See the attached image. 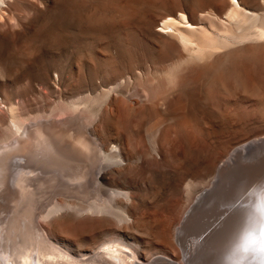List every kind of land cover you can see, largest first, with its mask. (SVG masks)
<instances>
[{"label": "rangeland", "instance_id": "1", "mask_svg": "<svg viewBox=\"0 0 264 264\" xmlns=\"http://www.w3.org/2000/svg\"><path fill=\"white\" fill-rule=\"evenodd\" d=\"M236 1L4 0V5L0 4V153L4 156L7 152L4 145L20 137L15 123L25 127L74 114L81 117L82 125L89 120L91 125H100L106 134L121 126L125 134L135 138L132 120L143 115L133 116L130 104L147 103L150 96L157 100L162 93L161 89H156L160 80L171 77L176 81L189 74L193 75L192 78L179 88L182 90H173L171 97L182 96V107L189 113L190 122L202 128L201 133L190 138L192 141L185 138L184 131H180L182 148L192 150L193 162L223 146L229 152L241 144L264 138V64L261 65L264 61V38L258 39L253 35L242 42H239L240 38L232 40L235 24L228 13L231 3L236 4ZM255 1L264 0H243L247 6H252ZM110 2L122 6L131 4L130 14L133 16L130 15L128 20L118 17L106 20L107 23L95 24L92 18L97 19L104 14L103 6ZM182 13L188 22L205 21L210 31L215 29L216 33L214 30L212 33L219 37L210 44L212 47H203L207 43H201L204 39L198 35L194 37L197 38V49L189 51L181 42L179 33H176L179 37L172 33L162 36L154 33L158 28L166 30L163 20H174L170 23L175 27L180 23L186 25ZM203 51L210 53L209 58H204L207 53L202 54ZM230 51L236 54L222 67V71L228 76L232 68L242 66L241 84L246 82L245 85L232 80L228 87H212L207 76L209 72L194 79L195 73L207 66L205 63L224 58ZM261 52L263 59L259 55ZM85 109L87 112L84 113ZM155 120L151 118L142 126L145 139L144 145L140 146L141 151L152 150L151 131L156 126ZM167 168L173 171L178 168L177 163H170ZM166 170L157 171V178L153 177L149 187L144 185L141 193L148 201L141 203L138 210H132L133 217L127 223L114 214H92L74 208H64L49 215L53 202L50 203L48 198L36 207L34 224L37 232L72 259L89 261L98 255L104 243L118 240V245L133 252L142 264H170L167 259L179 264H219L226 248H233L230 245L239 230L236 226L238 219L228 220L233 213L229 209L264 182V144L251 147L241 158H230L227 173L219 178L217 187L206 194L193 218L184 225V211L191 201H196L201 184L213 181V178L201 179L197 175L193 179L197 178L195 183L198 185L193 181L191 184L195 185H190L192 190L188 194L179 193L180 188L171 182V172ZM188 177L184 178L181 189L190 180ZM69 198L70 201L77 199ZM80 200L83 202L82 199L77 201ZM138 215L141 218L145 216L144 220L136 222ZM180 225L183 230L179 240L177 228ZM18 234L17 243L23 240L20 231ZM202 234L209 235L205 238V247L200 246L188 253V244L198 242ZM11 241L12 238H8V246Z\"/></svg>", "mask_w": 264, "mask_h": 264}, {"label": "bare ground", "instance_id": "2", "mask_svg": "<svg viewBox=\"0 0 264 264\" xmlns=\"http://www.w3.org/2000/svg\"><path fill=\"white\" fill-rule=\"evenodd\" d=\"M3 3L4 0L2 3L0 2L1 5ZM130 5H115V3L110 2L103 6L104 14L99 15L97 19L92 18L93 22L98 24V22H106V20H113L118 17L130 18V10H132L130 9ZM252 6H247L243 0H237L236 4L234 2L231 3L228 17L235 24L232 40L240 38V42L253 35L254 37L257 36L258 39L264 38V1H255ZM207 14H210V12ZM181 17L183 20H186V25L180 23L179 27H175L173 24L171 25L174 20L172 22L163 20V28L166 30L158 28L154 33L161 36L166 33H179L181 42L189 51L192 48L197 49L195 47L198 42L197 38L194 37L198 35L202 37L199 38L204 39L201 43H207L203 47H210V44L219 37L213 35L215 29H212L214 30L212 33V30L210 31L208 29L209 27L207 28L205 26V21L194 24L187 21L184 13H182ZM206 18L208 17L206 16ZM102 24L101 26H103ZM169 27L172 30H168ZM247 28L253 30H247ZM216 31H218L217 28ZM176 35L178 36V34ZM230 35L228 36L231 37ZM233 41L231 43L234 44ZM231 51L227 52L228 56L224 58H216L212 62L210 61L212 59H210L209 63H205L207 64L205 68L203 67V69L195 73L194 79L197 76L200 78L209 72L206 75L210 77L212 87L213 85L228 87L232 80L239 82L241 86L245 85V80V83L241 84V82L243 83L242 77L244 73L242 69L240 70L242 66L232 68L228 76L222 71V67L226 65L228 60L231 59L232 61V57L236 54V52ZM204 52L207 54L205 55ZM202 54H204V58L206 56L209 58L210 53L208 51H203ZM262 54V52L261 54L259 53L263 59L264 54ZM194 56L189 57L191 59ZM262 64H264L263 60ZM220 67L221 70L219 69ZM192 76V74L181 76L176 81L171 77L166 80H160L156 89H161L162 93L157 100H153L152 96H150L148 102L146 101L147 103L137 104V102L133 105L130 104V109L134 114L133 116H137L138 114L143 115L139 119L132 120V131L135 132V138L133 135L125 134L121 126L114 127L112 133L106 134L105 130L100 129V125H91L92 122L90 123L88 119V122L82 125L80 123L81 117L77 118L75 114L64 119L61 117L62 119L57 118L52 121H38L27 124L25 127H21V125L19 126V124L15 123V126L20 132V137H16L14 141L4 145V148L7 150L4 156L0 153V212L3 214L1 215L0 213V257L3 258L2 264H25L26 261H29L30 264H113V260L109 259V254L102 251L104 248L116 249L118 255L115 258L120 260L122 264H142L138 262L137 256L133 252H128V249L125 250V248L123 249L122 246L118 245V240L104 243L98 255L89 261L86 259L68 258L69 256L66 257V254L63 255L59 249L57 250L46 238L37 232V227L34 224V217L37 216L36 207L40 204V201L49 198L50 203L53 202L49 215L61 211L64 208L66 210L67 208H74L92 214H114L127 223L132 219V210H138V206L141 203L145 200L146 202L148 201L144 199L143 196L145 195L141 193L144 190V185L149 187L150 183L152 184L153 177H156L155 174L157 171L168 170L167 166L170 163H177L178 168H175L173 171H168L172 175L171 179L173 180L171 182L173 181L176 188H180V190L178 189L179 193L183 191L188 194L190 189L192 190L190 185L197 181V178H195L196 181L193 179L197 175L202 177L201 179L213 178V181L209 180L208 183L201 184V189H199L200 193L196 197V201L194 203V200L191 201L190 205L184 211L182 216L183 225L190 221L200 204L204 202L206 194L213 191L219 184V178L227 173L230 158H241L242 154L251 147H258L264 144V138H259L237 146L236 149L230 150L231 153L227 151V147L223 146L214 151V153L210 152V154L203 156L199 161L194 159L195 161L193 162L192 159L194 157H191L192 150L190 151V148H182L184 146L181 145L180 131H184L185 138L190 140L191 137L193 138L196 134L201 133L202 128L190 122L189 113L183 110L184 108L182 107V96H177L176 99L174 98L175 100L171 97L172 93H174L173 90L181 88L185 81L191 79ZM83 111L85 113L86 109ZM114 115L115 113L112 116ZM151 118H156L157 120L156 126L151 131L152 150L144 149L141 151L140 146L144 145L145 139L142 126ZM152 120L154 121V119ZM64 123H67V125ZM164 165L166 166L162 168ZM194 167L196 168L194 169ZM108 175H112L111 178H108ZM214 176L217 177L216 180H214ZM187 177L193 180L186 179L187 184L181 189L184 178ZM193 181L194 183L191 184ZM261 186H264V182L256 187L254 191H251V195L248 194L246 198L233 206L234 208L229 209L230 211L233 210L234 214H230L228 220L238 219L239 224L237 223V228L240 229L242 218L245 221L247 218L249 209H246L244 205L248 204L249 201L255 204L259 201L260 195H264V192H261ZM150 188L152 189V187ZM153 189L156 188L154 187ZM64 196H68V199ZM69 196L71 198L76 197L77 199H71L72 201H70ZM78 199H82L83 202L81 200L77 201ZM148 212L151 213L150 211ZM143 217L141 218L138 215L136 222H140ZM182 230L183 226L180 225L177 228L178 238ZM19 231L21 232L23 240L17 243L16 240L19 237ZM201 236L202 238L198 242L188 244V253L199 249L200 246L205 247V238L209 235L202 234ZM8 238H12L9 246L7 244ZM232 241L236 242L237 237ZM234 242L230 246L233 247ZM13 249L17 252L15 255L13 254ZM231 251L232 248H226L224 255L220 258L219 264H224V262L225 264H230L228 257ZM218 253L217 255H219ZM50 257L51 259H49ZM157 259H161V257ZM252 259V254H249V261H252ZM166 261L170 264H179L172 259H167ZM249 261H246L245 264H249ZM148 262L151 263V261ZM254 264H259V261L256 260Z\"/></svg>", "mask_w": 264, "mask_h": 264}, {"label": "snow or ice", "instance_id": "3", "mask_svg": "<svg viewBox=\"0 0 264 264\" xmlns=\"http://www.w3.org/2000/svg\"><path fill=\"white\" fill-rule=\"evenodd\" d=\"M261 192H264V186H261ZM244 207L249 209L247 218L246 221L243 218L241 220L237 241L233 244L228 260L230 264H245L249 261V254H252L253 259L249 261V264H254L256 260L259 264H264V195H260L257 203L253 204L249 201ZM102 251L109 254V259L113 260V264H122L115 258L118 255L116 249L104 248ZM2 262L3 258L0 257V264ZM25 264H30V262L26 261Z\"/></svg>", "mask_w": 264, "mask_h": 264}]
</instances>
